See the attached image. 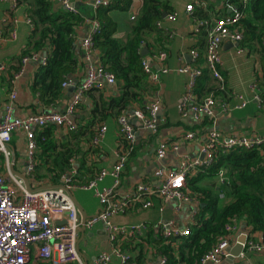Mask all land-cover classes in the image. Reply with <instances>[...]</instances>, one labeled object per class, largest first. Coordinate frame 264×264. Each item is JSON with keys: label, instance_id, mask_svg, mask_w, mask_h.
Masks as SVG:
<instances>
[{"label": "built area", "instance_id": "1", "mask_svg": "<svg viewBox=\"0 0 264 264\" xmlns=\"http://www.w3.org/2000/svg\"><path fill=\"white\" fill-rule=\"evenodd\" d=\"M61 7L72 14H78L75 0H58ZM223 8V0H219ZM244 3L247 0H242ZM109 0H95L93 9L107 5ZM6 6L4 18L0 24V45L8 40H15L17 21L13 16L18 8V0H0ZM195 6L206 7L204 0H191L185 6V13L191 17ZM224 14L221 11L211 14L210 21H196L199 29H204L205 53L204 67L199 64L200 56L196 49L189 52L190 62L184 63L176 71L187 76L184 92L179 101V113L186 117L191 114L194 120L214 119L220 113H228L243 109L250 102L249 99L233 94L236 101L229 105L218 102L213 94L202 99L196 95L195 89L202 69L206 68L209 76L218 82H222L221 75V46L225 42L240 44L243 35L239 29L241 20L240 11L233 4H225ZM178 12L172 11L165 19L173 21ZM192 18V17H191ZM133 19V17H131ZM27 23L30 21L26 18ZM91 27L81 40L86 57L94 51L93 37L99 33L100 24L96 19L90 21ZM12 24L5 31L4 26ZM157 26H161L157 23ZM32 28V27H31ZM264 48V42L262 43ZM243 49L239 48L238 52ZM164 53H159L157 59L162 61ZM47 57H40L38 53H31L21 58L24 65L27 62L45 65ZM142 71L150 85L159 83L161 74L168 73L167 67L155 70L144 58L141 62ZM20 72L15 73L11 80L12 89L8 101L4 106V113L0 122V155L6 159L10 156L9 144L16 132L24 135L26 141V165L24 176L31 184L33 191H27L24 181L13 174L0 176V264H31L37 258L48 261L50 264H83L78 250V231L82 228V218L79 210L72 200V192L76 190H91L99 201L98 211L84 222V229L90 230L97 223L104 226L111 249L101 252L94 258V264H111L112 259H117L119 264H135L130 256L121 250L122 243L127 240L144 237L153 230L166 241L187 237L191 227L196 224L197 214L201 207L202 196L189 190L188 180L207 170L213 163L216 153H227L232 150H258L262 156L264 169V136L258 133L224 135L212 129L205 140L194 132H188L184 136L185 141H192L197 145L198 153L190 155L183 153L179 156L174 166H157L151 175V181L139 182L129 191L120 192L122 178L129 159L136 150V127L131 120H136L141 130L156 133L162 123L159 117V101L157 98H147L144 107H139L129 114L122 113L117 118L118 135L113 150L114 163L110 169L102 168L95 176L84 184H76L73 179L78 175L74 167L75 160H71L72 168L64 173L56 185L40 182L33 174L36 166L38 132L48 126H55L66 132L73 131L76 127L74 117L78 106L85 95L92 90H102L106 86L115 85L112 74L105 71L99 65L88 66L85 78L75 87L69 103L60 112H41L29 114L26 117L14 116V101L16 100L15 83ZM262 79L264 82V64L262 65ZM72 80L68 79L62 86H72ZM251 99L258 105L261 104L259 86L257 81L250 84ZM107 132L105 124H99L95 128L93 136L82 144V151L92 157L104 141ZM179 144L160 140L154 155L158 160H163L168 154H179ZM110 178V186H100L104 179ZM218 187L228 185L225 172L220 170L216 175ZM154 182V184L152 183ZM47 186V187H46ZM53 186V187H48ZM220 198L224 196L220 194ZM153 199L160 201L159 216L152 224L145 222L137 224H115L112 219L115 216L125 214L130 209L140 208L148 210L153 207ZM172 204L174 213L180 212L183 206L188 207L187 219L178 222L173 219H164L166 207ZM243 228V226H242ZM225 234L218 239L216 246L206 253L198 264H222L227 257L226 248L236 243L239 231V222L231 218L224 227ZM247 242L245 250L257 253L264 252V243L253 240L254 233L249 227H244ZM175 246V243H172ZM147 248V246H146ZM244 253H242L243 255ZM242 255L240 257H242ZM158 264H166L165 257H158Z\"/></svg>", "mask_w": 264, "mask_h": 264}, {"label": "trees", "instance_id": "2", "mask_svg": "<svg viewBox=\"0 0 264 264\" xmlns=\"http://www.w3.org/2000/svg\"><path fill=\"white\" fill-rule=\"evenodd\" d=\"M78 2V14H72L62 7L56 9L57 0H18V8L32 27L27 43L31 47L30 51L38 53L47 49L46 63L37 68L31 85V91L37 95L44 108L55 112L53 109L59 106L65 89L62 84L78 71L75 30L84 21V17L96 19L100 24L99 33L93 37V49L99 54L100 65L115 78L119 91L108 100L100 98L87 115V123L82 126L78 121L77 124L75 122V129L63 134L64 137L60 140L57 139V135L60 136L57 127L53 125L37 133L38 148L33 174L40 181L51 185L58 184L60 177L72 168L71 160L77 161L76 157L82 152L81 144L88 139L85 138L86 133L88 132L90 140L96 125L108 117V111L109 115L118 118L123 110H129L133 105L144 107L147 97L153 95L155 88L148 83L142 71L141 62L145 57L141 53L147 45V37L159 32L157 23L161 24L166 20L162 19V14L168 15L175 11L171 0H141L139 11L133 19L130 18L129 31L122 38L116 34L118 24L110 17V13L128 12L133 0H109L107 5L95 9L88 5L89 0ZM226 3L233 4L242 15L239 29L243 40L239 48L250 50L259 47L264 55V0H247L246 3L242 0H223V8L216 10L225 14ZM211 14L214 12H209L208 5L205 8L195 6L191 17L196 21H210ZM200 31L201 47L197 51L201 65L204 62L202 55L205 53L206 33L203 28ZM30 51H25L22 55L28 56ZM210 78L206 68H203L195 89L199 99L209 94L214 95L213 92L216 94V91L207 88ZM79 107L82 109L81 104ZM195 128L196 126L192 129ZM261 161L262 156L255 149L217 152L207 170L188 180L189 190L202 196L196 224L190 228V234L166 241L160 234L150 230L144 237L123 242L121 250L137 264H140L144 250H151L158 256L165 257L166 264H198L225 234L224 227L231 218H236L245 228L249 227L252 233H259L264 243V169ZM220 170L225 172L228 185L216 189L200 184L203 179L216 177ZM83 171L84 163L78 164V175L73 179L76 184L89 181H83ZM220 194L226 200L223 204ZM159 207L160 201L153 199L156 212ZM152 223L154 222L147 224Z\"/></svg>", "mask_w": 264, "mask_h": 264}, {"label": "crops", "instance_id": "3", "mask_svg": "<svg viewBox=\"0 0 264 264\" xmlns=\"http://www.w3.org/2000/svg\"><path fill=\"white\" fill-rule=\"evenodd\" d=\"M191 0H171L174 10L178 12V16L173 21L164 20L159 26V32L150 34L147 37V45L145 59L155 69H161L164 66L169 68V72L161 74L159 83L154 86L155 90L151 97L157 98L159 101V117L162 123L156 133L141 130L138 122L131 120V123L136 127V150L129 159L126 166L125 173L122 178V186L120 192L129 191L135 184L141 182H150L151 175L157 166H174L177 163L179 156L183 153L196 155L198 153L197 145L192 141H185L184 136L188 132H194L200 140H205L207 134L212 130H217L222 134L228 136L232 134H250L258 133L264 136V82L262 79V65L264 64V55L261 53L259 47L254 49H243L238 52L240 44L236 45L232 42H225L221 46V75L223 81L220 83L213 78L207 82V88L216 91L214 95L218 102H225L229 105L234 104L236 101L233 99V94H240L250 102L243 109L234 110L228 113H220L214 119H204L196 121L191 114L186 117L181 116L179 113V101L184 92L187 76L177 72L176 70L184 63L190 62L189 52L191 49L198 50L200 46V30L196 21L187 16L184 9ZM59 1L57 0V3ZM90 2V0H89ZM56 3V4H57ZM141 0H133L131 9L122 13L119 11H112L110 17L118 24V34L120 37L125 38L129 31L130 18L137 15L140 8ZM206 6H209V12H218L222 8L219 0H205ZM78 5V6H77ZM89 5V3H88ZM75 6L78 10L79 2L75 0ZM91 6V5H89ZM213 8V9H212ZM6 6L0 3V24L3 20L4 10ZM215 9V10H214ZM16 18L14 29L16 30L15 40H8L0 45V122L4 113L5 103L8 101L10 91L12 89L11 80L15 75V70L20 72V76L15 83L16 100L14 101V116L26 117L29 114L41 113L51 110L44 108L36 94L31 91V85L34 73L40 66L39 63L27 62L21 63L22 54L25 51H30L31 47L27 45L32 28L27 23L26 16L23 15L21 9H17L13 15ZM91 19L84 17V21L76 27L75 30V48L76 59L79 63V68L76 74L70 76L68 79L72 80L75 87L85 78L86 70L90 65H99V54L93 51L87 58L86 54L81 47V40L87 34L91 27ZM12 26V24L4 26L5 31ZM204 48V47H203ZM47 49L38 52L40 57H47ZM29 53H33L30 51ZM159 53H164L165 57L162 61L157 59ZM26 56V55H25ZM204 56V54L202 55ZM203 58V57H202ZM201 58V62H202ZM204 67V62L201 63ZM257 81L259 86V95L261 104L258 105L252 97L250 91V84ZM63 89L62 100L59 106L55 107V112L63 111L69 103L72 93ZM118 88L115 85L106 86L102 90H92L89 95H85L81 105L76 111L74 121L82 126L87 123V115L93 109L100 98L108 100L112 96L118 94ZM149 100H146V102ZM137 105H133L129 110H123L120 114H129L138 109ZM52 111V110H51ZM100 124H105L107 132L101 146L94 152L92 157H89L82 151L74 163L77 168L78 164L84 163V176L83 181L93 178L96 171L101 168L110 169L114 163L113 150L116 145L118 135L117 117L109 115ZM97 126V125H96ZM196 126L195 129H192ZM59 132V133H58ZM57 139L64 137L66 131L57 128ZM85 138L89 139L88 132ZM85 140L83 142L88 141ZM160 140H167L170 143L179 144V154H168L162 161L158 160L155 155V149ZM82 142V143H83ZM10 156L6 159L0 155V176H8L13 174L18 177V174H24L26 165V141L24 135L16 132L12 136L11 143L9 144ZM83 157V159H82ZM80 159H82L80 161ZM35 176V175H34ZM39 180V178H36ZM217 179V178H216ZM203 179L200 184L208 188L215 187L219 189L217 180ZM40 181V180H39ZM29 182V181H28ZM43 182V181H40ZM30 183V182H29ZM112 180L110 178L104 179L100 186H110ZM154 184V182H152ZM30 186L33 185L31 181ZM78 191V193L76 192ZM72 192V196L83 209L87 217L94 215L100 205L98 199L94 196L91 190H76ZM83 193V194H81ZM84 193H90L91 197L95 199L96 204H91L89 199ZM172 204H169L162 217L164 219H173L178 222H184L187 219L188 207L183 206L178 213H174L171 209ZM158 218V212L152 207L148 210L130 209L125 214L115 216L112 221L115 224H137L142 222H155ZM242 224L239 223V231L237 236L242 233ZM244 227V226H243ZM253 240L257 243L262 241L259 233H254ZM94 245V252L88 256L81 246L87 251L90 244ZM78 250L81 255L83 264H94V258L101 252L110 251V241L104 226L97 223L90 230L84 229L78 231ZM158 255L151 250H144L143 257L140 259V264H158ZM136 263V262H135ZM31 264H50L48 261L33 259ZM78 264V263H73ZM111 264H119L117 259H112ZM137 264V263H136ZM222 264H227L225 261ZM234 264H264V252L257 253L252 250H245L242 257L235 259Z\"/></svg>", "mask_w": 264, "mask_h": 264}, {"label": "water", "instance_id": "4", "mask_svg": "<svg viewBox=\"0 0 264 264\" xmlns=\"http://www.w3.org/2000/svg\"><path fill=\"white\" fill-rule=\"evenodd\" d=\"M78 0H76L77 2ZM94 1L95 0H90L89 2V5H93L94 4ZM61 7V4L60 2H58L56 5H55V8H59ZM166 17V14L163 13L162 14V19H164ZM237 45V44H236ZM145 53H146V49H143L142 50V53L141 55L142 56H145ZM75 90V85H72L68 88V91L71 93H73ZM134 120V119H133ZM135 121V120H134ZM136 122V121H135ZM161 164H163V161L161 160L160 162ZM18 177H20L25 185H26V188H27V191L31 192L33 191L32 188L30 187L29 185V182H28V179L23 175V174H18ZM47 187V186H46ZM48 187H53V186H48ZM72 197V200L75 204V206L77 207V209L79 210V213L81 215V218H82V230H84V222L85 220L87 219V215L84 213L83 209L81 208V206L78 204V202L75 200V198L73 196ZM245 227V226H244ZM243 227V228H244ZM244 231L242 230V233L237 237V240H236V243L232 246H229L228 248H226V253H227V257L225 258V262L227 264H234L235 263V259L239 258L242 253L245 252V245H246V242H247V238H246V235L243 233Z\"/></svg>", "mask_w": 264, "mask_h": 264}, {"label": "rangeland", "instance_id": "5", "mask_svg": "<svg viewBox=\"0 0 264 264\" xmlns=\"http://www.w3.org/2000/svg\"><path fill=\"white\" fill-rule=\"evenodd\" d=\"M28 40H29V39H28ZM212 179L215 180L216 177H213ZM76 192L78 193V191H76ZM81 194H83V193H81ZM84 195H87L86 197L89 199V201H90L91 204H96V205H97L95 199H93V198L91 197V194H90V193H84ZM225 201H226L225 198L222 199V200H221V204H223ZM95 244H96V243L90 244V246H89V250H88V251H90V252H87V251L83 248V246H81V249H82L83 251H85V252L87 253V255L89 256L90 253L94 252V248H95L94 245H95ZM96 245H97V244H96Z\"/></svg>", "mask_w": 264, "mask_h": 264}]
</instances>
